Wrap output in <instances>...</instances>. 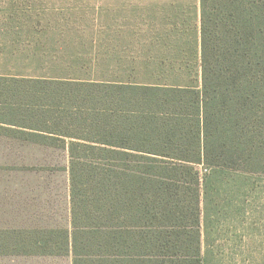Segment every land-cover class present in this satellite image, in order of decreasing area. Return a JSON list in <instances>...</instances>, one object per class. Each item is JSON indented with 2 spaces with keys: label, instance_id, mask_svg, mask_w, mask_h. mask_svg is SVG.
I'll return each mask as SVG.
<instances>
[{
  "label": "trees",
  "instance_id": "obj_1",
  "mask_svg": "<svg viewBox=\"0 0 264 264\" xmlns=\"http://www.w3.org/2000/svg\"><path fill=\"white\" fill-rule=\"evenodd\" d=\"M189 26L107 64L36 50L37 71L0 70V135L68 143L71 226L0 230V257L221 264L210 233L228 241L264 176V0H199Z\"/></svg>",
  "mask_w": 264,
  "mask_h": 264
},
{
  "label": "rangeland",
  "instance_id": "obj_2",
  "mask_svg": "<svg viewBox=\"0 0 264 264\" xmlns=\"http://www.w3.org/2000/svg\"><path fill=\"white\" fill-rule=\"evenodd\" d=\"M198 14L199 0H0V70L37 71L30 54L36 50L49 52L48 57L53 51L95 55L107 64L109 57L128 54L127 48L139 51L149 30L156 38L161 26L174 22L198 26ZM241 205V213L223 229L228 241L216 242L212 233L209 240L223 252L221 264H264V176L252 179V191ZM8 207L0 197V230L69 227L63 212L54 221L38 220L36 214L13 220L21 215L7 213ZM201 243L204 250L203 236ZM71 258L8 256L0 257V264H70Z\"/></svg>",
  "mask_w": 264,
  "mask_h": 264
},
{
  "label": "crops",
  "instance_id": "obj_3",
  "mask_svg": "<svg viewBox=\"0 0 264 264\" xmlns=\"http://www.w3.org/2000/svg\"><path fill=\"white\" fill-rule=\"evenodd\" d=\"M0 191V197L4 198L9 206L6 212L21 215L12 216L13 220H29L32 218L31 215L36 214L39 215L36 217L38 220L54 221L60 220V213L63 212L67 214V218L69 216V227H51L41 230H70L67 141L62 148L0 135ZM24 215L28 216L24 217ZM23 257L55 258L52 256Z\"/></svg>",
  "mask_w": 264,
  "mask_h": 264
}]
</instances>
